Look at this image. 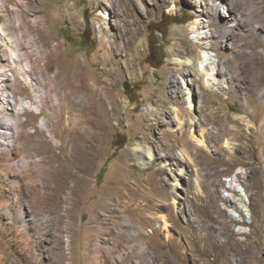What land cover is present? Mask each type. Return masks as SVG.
<instances>
[{
    "label": "rangeland",
    "instance_id": "rangeland-1",
    "mask_svg": "<svg viewBox=\"0 0 264 264\" xmlns=\"http://www.w3.org/2000/svg\"><path fill=\"white\" fill-rule=\"evenodd\" d=\"M203 2L0 0V25L9 21L11 33L22 36L35 82L17 78L13 98L41 110L20 115L41 161L35 183L53 187L67 178L78 190L70 204L63 193L33 199L20 179L27 224L19 230L0 207V225L11 222L18 240L28 242L14 247L8 229L0 264H264V0L221 5L240 15L227 36L231 53L206 37L224 25L222 11L206 14ZM129 28L145 41L131 73L112 46L114 39L123 50ZM202 52L214 79H204L208 89L186 74L190 65L172 60ZM109 69L113 84L92 86ZM5 70L0 74H10ZM171 105L178 118L166 112ZM25 139L18 133L14 140L21 146ZM136 140L150 148L146 168L126 148ZM81 152L96 156L88 171L76 160ZM29 160L18 155L19 164ZM8 172L0 153V184ZM13 191L0 186V197L7 192L15 201ZM66 207L69 214L59 216Z\"/></svg>",
    "mask_w": 264,
    "mask_h": 264
},
{
    "label": "bare ground",
    "instance_id": "bare-ground-1",
    "mask_svg": "<svg viewBox=\"0 0 264 264\" xmlns=\"http://www.w3.org/2000/svg\"><path fill=\"white\" fill-rule=\"evenodd\" d=\"M192 1H194V3H197V0H192ZM201 1L202 0H198V3H201ZM109 3L110 2L108 1L107 4ZM230 3H231V0H204L203 2V5H205V8H206L205 9L206 14L213 15L217 11L218 12L222 11V13L218 15V20L223 23L224 25L223 28L219 29V34L218 33L211 34L212 36L208 35L206 37L216 39V42H218V45L219 43H222V45L228 46L229 47L228 53H231L233 46L228 45V43H226L228 41L227 36L228 34L231 35V32H230L231 27L236 25L235 23L238 22V17L240 16V15L238 16V13H234L231 10V7H228L226 9H224V7H221L222 4H228L230 6ZM68 4L69 3L66 2L64 4V7H66ZM201 11H204V10H201ZM2 12H3V15L6 14L5 13L6 11H2ZM108 14L110 15V13ZM8 22H6L5 25L4 24L0 25V69L5 70L6 68L8 71H10V74H7V73L5 74L3 71H2L3 73L0 74V85H3V84L5 85L1 87V89L6 92L5 94L0 92V153H2L3 159L4 161H6V169H8L9 172L7 174L6 179L2 180L0 186L6 185L8 186V188L13 189L14 191H13L12 199H14L15 201L9 202L8 200L9 195L7 194V192L3 193L2 197H0V207L5 209V214L8 212L7 217H10L11 219H14L15 221L19 222L18 229L22 230L23 227L27 223H26V218H24L23 204L21 200H17L20 195L19 189L17 188L19 185L20 179L26 178L25 189L27 190V193L33 199H40L41 197H49V196L50 198H52L54 195L59 196L61 193H63L64 197L62 198V202L66 204H70L72 201V197L74 196L75 193L78 192V190L76 189L77 186L71 187L67 184L68 183V181L66 180L67 178L66 179L60 178L59 180H57L58 182L55 183V186L53 187L49 186L47 181H43V185L41 184L42 186L40 188L35 183L36 181L35 178L39 174V170L37 169V166L41 163V161L37 162V160L35 159V155L36 154L39 155V153L35 151V147H34L35 145H33L34 143L32 144L31 142L33 139L32 138L33 135H31V133H29L27 129L25 128V123L28 120L26 118L21 119L20 115L26 112L25 110L26 108H28L29 110H33L35 113H40L41 110L39 109L38 104L35 105L34 103H31V101L28 102V100H26L25 97L24 98L20 97L19 100H15L13 98V93H14L13 91H14V87L16 86L15 82L17 81V78L23 77V79H25L26 81L30 83V86L35 85V82L33 80V77L30 74V70L27 68V66H30V62L28 60L29 52H24L22 49V46L20 43L22 42V36H20L19 34H12L10 31V28L8 27ZM196 23H200V21L196 20ZM127 32L128 34H127L126 40H123L124 38L121 37L122 40L124 41L123 48H122L123 50H121L118 47V44L116 40L114 39L112 40V46L116 52L124 53L123 57L121 58L122 59L121 61H123L124 69L128 71L129 73H131L137 65V62L134 60V56L135 55L140 56L141 54L140 49L141 47L145 45V41L144 40L139 41L137 37L138 33H135L133 29L129 28ZM197 33L200 34L201 32L197 30ZM29 38H30V41H35L34 38L32 37H29ZM34 46L35 48H33V50L39 52V45L36 42H34ZM49 51H52V50L50 49ZM206 56L207 55L205 54V52H202L201 55L199 53H194L192 56L185 57V58H182L179 55H175L172 57V60L174 63L178 65H182V64L190 65L191 70L186 68L185 69L186 74L193 72V75L196 76L198 79V87L202 85L203 87L208 89L209 87L205 85L206 82L204 79L206 80L209 79L211 77L210 72L212 71H208L206 67V62H207ZM227 58L222 59L219 63H221L222 65L223 62L227 60ZM117 62H119V60L116 61L115 64ZM223 68H224V65H222V67L220 68L218 67L216 71L221 76H225L226 70H227L225 68H228L227 64L225 65V68L224 69ZM140 72L141 74H143L144 70L142 69L140 70ZM119 75L120 73L118 74V76ZM114 79H115V75L110 69L104 70L103 74L97 77H94L92 79V86L96 87L97 84H103L102 87L105 89H108V87L113 84ZM210 79H212V77ZM107 85L108 87H106ZM36 96L38 95L36 94ZM84 96L89 97L90 95L84 94ZM103 101H104L103 98L99 96L97 103L99 102V111L102 112V114L104 112V110H101V107H103ZM97 103L91 101V104L97 105ZM195 106L196 105L194 104V107ZM188 107L192 108V104L190 103ZM166 112L170 115L172 114L176 118L179 117V110L177 107L173 105H171L168 111ZM40 127L41 129L47 130L46 127L43 126L42 124ZM18 133H19V139L22 138L24 135L26 137V139L23 140L21 146L19 145V143H17L14 140L18 136ZM50 137H53L52 134H50ZM200 137H202L201 134H200ZM126 148L127 150H130L132 156L136 160V163L141 168L147 167V164L151 157V151L147 145L142 144L141 142L136 140L134 142H130V144ZM18 155L19 156L21 155V157L22 155L24 157L25 155H28L30 160L28 161L27 164L23 162L19 164ZM95 159H96V156L92 154L91 152H84V153L81 152L78 155V158H76L78 163L81 164L84 170H87V171L89 168H91ZM31 163L34 164L35 167L34 166H32L31 168L28 167V165ZM173 163L179 165L181 163L183 164V161L180 159H175ZM178 169L182 170V166L178 167ZM179 174H182V173L179 172L178 175ZM171 184L177 188L178 187L181 188L180 185H177L178 182H174ZM196 190H199L198 182H196ZM5 196L6 198L4 199ZM69 212H70V208L66 207L64 210V213L60 214L59 216L65 217L69 214ZM5 214L4 212L2 213L0 211V219H3L6 216ZM12 225L13 224L11 222L2 223V225H0V237L3 234H5L6 231L9 229L10 231L9 230L8 231L10 233H13L14 237L8 241L12 243L14 247H18L19 243L27 244L28 238H25L24 241L18 240L17 236L15 235L16 231L15 229H12ZM167 225L168 224L163 220V227L165 228L167 227ZM226 230H227V234H229L230 236V234L232 233L231 228L227 227ZM202 238L210 242V245H211L210 248L215 247V244H213L214 243L213 236L211 234L206 233L204 237ZM226 240H228L227 243L232 241L231 236L230 238ZM230 243H233V242H230Z\"/></svg>",
    "mask_w": 264,
    "mask_h": 264
}]
</instances>
